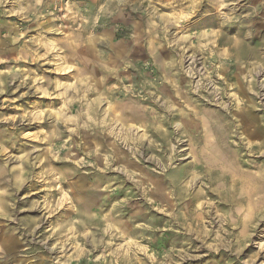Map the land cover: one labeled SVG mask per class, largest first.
Masks as SVG:
<instances>
[{
  "label": "rangeland",
  "instance_id": "rangeland-1",
  "mask_svg": "<svg viewBox=\"0 0 264 264\" xmlns=\"http://www.w3.org/2000/svg\"><path fill=\"white\" fill-rule=\"evenodd\" d=\"M0 264H264V0H0Z\"/></svg>",
  "mask_w": 264,
  "mask_h": 264
},
{
  "label": "bare ground",
  "instance_id": "bare-ground-1",
  "mask_svg": "<svg viewBox=\"0 0 264 264\" xmlns=\"http://www.w3.org/2000/svg\"><path fill=\"white\" fill-rule=\"evenodd\" d=\"M200 26V25H199ZM238 36V35H237ZM244 37V36H243ZM222 42V41H221ZM236 44V43H235ZM235 49V48H234ZM244 60V59H243ZM242 60V61H243ZM243 64V63H242ZM132 79V78H131ZM127 86V85H126ZM118 90V89H117ZM90 92V91H89ZM133 95V94H132ZM120 96V95H119ZM91 105V104H90ZM120 108V107H119ZM91 109V108H90ZM91 111V110H90ZM239 113V112H238ZM239 114H242V113H239ZM193 118V117H192ZM103 123H106V120H104V122ZM202 124V123H201ZM204 126V125H203ZM183 127V126H182ZM178 128V127H177ZM202 129V128H201ZM202 133V132H201ZM118 134V133H117ZM190 134V133H189ZM195 134V133H194ZM208 134V136H210V134L209 133H207ZM197 136V135H196ZM201 138V137H200ZM228 138V137H227ZM202 139V138H201ZM200 139V140H201ZM225 143V142H224ZM202 144V143H201ZM223 144V143H222ZM226 149V148H225ZM226 151V150H225ZM208 169V168H207ZM215 170V169H214ZM220 170V169H219ZM223 170V169H222ZM222 172V171H221ZM220 173V172H219Z\"/></svg>",
  "mask_w": 264,
  "mask_h": 264
}]
</instances>
